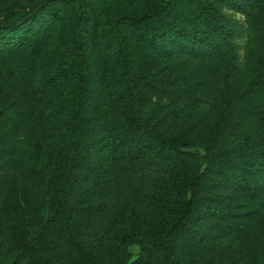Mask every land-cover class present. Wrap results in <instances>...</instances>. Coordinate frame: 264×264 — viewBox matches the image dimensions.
<instances>
[{
	"label": "trees",
	"instance_id": "1",
	"mask_svg": "<svg viewBox=\"0 0 264 264\" xmlns=\"http://www.w3.org/2000/svg\"><path fill=\"white\" fill-rule=\"evenodd\" d=\"M0 264H264V0H0Z\"/></svg>",
	"mask_w": 264,
	"mask_h": 264
}]
</instances>
